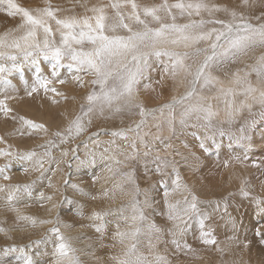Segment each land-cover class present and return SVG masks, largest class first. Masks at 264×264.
Wrapping results in <instances>:
<instances>
[{
  "label": "rangeland",
  "instance_id": "374dc122",
  "mask_svg": "<svg viewBox=\"0 0 264 264\" xmlns=\"http://www.w3.org/2000/svg\"><path fill=\"white\" fill-rule=\"evenodd\" d=\"M14 2L23 8L26 6L25 9L33 12L50 5L52 9L56 10V14L60 19L66 17L80 19L93 16L90 11L91 8L109 4L115 2V0H14ZM136 2L142 6H153L162 3L163 0H136ZM167 2L172 4L178 2V0H167ZM184 2L187 3L189 0H184ZM206 2L235 10L238 13V20L239 15L242 14L247 22L254 26L264 24V0H248L247 5L243 3V0H206ZM122 11L127 10L122 9ZM172 11L177 13V20L175 21L177 24L188 22L189 18L186 16L180 17L178 10L173 9ZM106 13L109 17L114 16L111 8H107ZM202 17L206 20L231 21V17L224 12L213 13L211 17L208 13H203ZM258 17L259 19H257ZM200 18L192 17L196 20ZM22 22L19 15L8 16L6 6L0 9V36L5 37L6 41L11 43L12 38L15 39L23 35V29L19 27ZM165 22L171 23L172 21L166 19ZM108 23H112V20L109 19ZM150 26L158 27L156 24H150ZM52 27L55 32L54 22ZM133 27L136 28L137 26L133 25ZM208 27H219V25H208ZM106 34L126 36L128 33L123 29H118L116 32H107ZM54 38L58 43L60 40L58 32L55 33ZM206 46L205 43L199 45V47ZM89 47L91 46L86 45L85 50H88ZM5 48L7 49V47ZM5 48H2L3 51ZM3 53L5 57L9 54L17 57L21 55L20 52L6 51ZM262 55H264V47L257 46L246 55L238 57L234 62L230 61L219 67H214L212 75L220 83L211 89L201 90L199 87L197 88L198 94L204 97L202 103L204 105L210 103L211 106H214L211 95L219 92L218 89L221 86L226 89L229 87L239 89V85L232 83L235 74H238L241 78L247 74V80L254 87L258 90H264V82H261L256 72L253 71V68L257 67L258 58ZM11 62L13 61L6 58L0 59V63L5 67H9ZM189 63L192 62L189 61ZM151 66L155 68L154 75L148 78L147 81L140 80L137 85L139 101L143 103L146 112L152 113V115L145 118V123L139 130L129 131V129H136L137 123L141 120L138 111L136 109H125L120 113L106 112L104 116L94 114L92 123L87 125V130L74 139H70L67 143H60V139L52 134L60 130L58 128L52 129L54 131L50 132L49 139L34 144H31V141L40 139L42 135L36 131H31L29 134V130L17 133L16 141L26 146L24 149L16 145V142L1 143L5 144L4 149L14 153V156L20 155L21 151L35 152L43 159L44 163L43 169H40L38 165L34 168L17 163L16 167L18 168L15 169V173L7 174L9 179L5 180L3 176H0V188L4 189V191H0V228L5 230L0 232V264H22L21 259H19L21 256L19 252H10L5 255V249L12 247L25 248V252L32 256L36 264H55L54 245L56 240L49 232L54 226L60 229V233L75 249V255L79 258L81 264H116V260L113 258H124V252L127 250L129 242L119 243L118 239L115 238V233L118 230H128L125 218L131 217L133 214L132 205L135 201H139V206L147 217L142 225L145 231L139 237L140 242L138 244V254L146 259L147 264H155L157 255L166 257L168 264H264V242H262L264 241V213L259 212V208L264 204L258 206L253 199L264 201V144L262 146L253 144L255 139L254 130H257L261 125L264 126V107L259 103L248 101L250 107L241 108L239 115L232 116L231 123H229L227 115L224 116L225 118L222 117L223 119L214 117L211 121L212 127L206 129L204 127H182L179 124V114L183 111V106H177L174 113L176 117L173 125L174 131H169L167 124L168 110L165 109L162 115L159 109L165 104L171 103L173 97L183 96L189 85L187 81L180 84L179 80L173 81L167 76H164V79L161 80L163 63L152 59L149 67ZM50 67V65L45 67L49 77L51 76ZM194 68L195 65H193V70ZM67 70L69 72L68 68L63 71L65 81L69 80ZM32 73H36V71H32ZM79 74L84 77L82 82L85 80L83 86H80L79 83L76 85L77 89H80H78L80 93L85 91L89 94L92 91H99V86L91 83L94 79L93 76L91 77L85 72ZM34 79L35 77H32L29 84L25 82L22 76L19 88L17 87L16 90L23 92L24 98L28 99L30 105L36 102L35 106L38 105V108L47 113L52 121L62 118L59 108L61 101L67 97L70 100L73 98L69 94L63 93L64 96L53 103V93H45L42 89L33 93L31 95L33 97H31L23 89L27 87L30 90ZM85 83L88 85L86 90L84 89ZM157 89L159 92H156ZM229 99L230 97L227 98V100ZM236 99L240 106V102L245 97L236 95ZM42 101L45 102L42 103ZM225 101H219V105ZM190 102L195 103L196 98L194 97ZM81 105H86V102L79 103L77 115L80 114ZM3 117L1 116L0 119ZM6 121L11 123L9 117H5ZM85 121L87 124V120ZM188 123L191 125L203 124L204 122L196 121L195 116H193ZM242 127L245 130L244 134L249 139L239 145L230 144L229 135L239 136V130ZM220 129L225 132L223 137L219 135ZM112 132H124L127 139L119 136L113 137ZM100 133H105L103 134L105 137L101 138ZM90 135L98 137L87 142ZM206 135L213 136L220 147L217 149L213 146L212 140H206L205 143L209 147V151L207 153L202 151L199 148L200 140L197 137L203 139ZM140 139L143 140V144L140 143ZM133 140L136 142L137 149L135 158L127 159L126 157L132 153L131 143ZM48 141H52L53 144L49 145ZM244 144H251L252 149L248 152V159L243 160L241 163L235 157L243 158L245 153ZM28 145L30 147H27ZM73 148L76 149L75 153L71 151ZM46 151L50 152V156L43 155ZM62 152H68V155L63 156ZM145 152H147V155H145ZM14 156L1 159L2 164L12 163ZM157 157H159V160H157ZM160 160L169 162V167L163 169L162 174L156 172ZM81 161H84V163H81ZM254 162L261 166L253 167ZM225 163H227V167H225ZM207 164L209 165L207 166ZM172 165H175L176 172L180 176V183L187 188V192L183 190L172 191V181L175 179ZM188 168L192 169V172ZM24 169L28 170L24 171ZM129 173L132 174L134 183L126 179L125 174ZM191 180L196 181L195 186L192 185ZM161 182L166 185L167 190L171 193L168 197L169 203L174 204L177 201L182 203L184 197L188 196L190 192L196 195L200 201L198 207L201 214L206 213L207 219L211 218L213 221L217 219L215 215L219 212L216 210L220 209L221 204L228 206L239 203L242 211L238 213L236 223L229 225L226 222L227 220L222 222L226 228L229 226L227 232L229 229L234 232L230 233L231 236H229V232L224 231L225 233H222L225 239L223 244L220 241L221 236L217 233L219 225L216 226V222L212 224L210 221L205 220V230L210 229L212 231L217 244L204 245L198 238L199 227L193 219L190 229L182 237H177L181 244L190 245L193 251H187L183 248L177 250L175 245L171 243L173 237L169 235V230L175 231V228L167 218L168 209L164 203L165 188L161 186ZM239 183L246 190L248 185L249 187L253 186L251 191H248V197L241 195L240 189L242 187L239 188ZM25 185L31 186V196L21 193V199L14 202V207L19 209V212L12 211L6 200L7 193L15 186H20L23 189ZM72 185H76L85 195L74 189ZM137 188L139 189L138 196L135 194ZM41 193H43V197H41ZM104 193H107V195L105 196ZM238 194H240V198ZM48 197H51V199L49 200ZM93 197H96V199H93ZM146 199L150 202L151 207L145 206L144 201ZM217 205L219 206L217 207ZM78 209L80 214L77 212ZM249 209L255 211L250 213ZM94 213L107 214L105 215L106 227L102 233L95 231V225L100 222L92 219ZM253 214L256 215V218ZM19 215L32 217L37 221L36 226L33 227L27 221L19 219ZM57 218L58 223H40L41 221L55 222ZM148 223H155L158 228L162 229V242H157L155 234H153L151 243L155 247L149 245V234L146 231ZM117 225H119V229H117ZM258 229L261 232L260 237L257 235ZM42 239H46L47 242L40 243L37 246L35 242ZM245 244L248 246L245 247ZM28 245H31L30 252L26 247ZM234 245L238 250H233ZM217 247L221 251H217ZM225 247L229 251L224 249ZM204 253L206 254L204 255ZM230 254L235 257L232 261H228L226 258Z\"/></svg>",
  "mask_w": 264,
  "mask_h": 264
},
{
  "label": "snow or ice",
  "instance_id": "6c2138e0",
  "mask_svg": "<svg viewBox=\"0 0 264 264\" xmlns=\"http://www.w3.org/2000/svg\"><path fill=\"white\" fill-rule=\"evenodd\" d=\"M245 5L248 0H243ZM6 6V14L8 16L19 15L22 18V24L19 26L23 29V35L15 38L11 43L6 42L5 37H0V48H11L20 52L21 55H7L0 52V59H7L13 61L10 67H5L0 64V85L10 87V82L7 80V75L13 71H20L24 62L37 64V58L42 57L44 60H50L51 76L44 77L41 75L39 66L36 67L35 79L30 90L26 87L27 95L31 96L33 93L42 89L45 93L52 92L57 96H62L55 87H50L54 83L64 84L66 81L60 79V69L67 67L70 71L75 73L85 72L94 77L91 81L93 85L99 86V91H92L86 96V105H81L80 114L73 119H69L66 127L63 130H58L52 134L60 139V143H67L70 139L81 135L87 130V125L92 123V116L98 114L104 116L106 112L120 113L125 109H136L141 120L136 125V129H129V131L139 130L145 123V118L152 115L151 112H146L143 103L139 101L137 85L141 78L145 76L149 66L150 60L155 59L163 63V75L171 78L173 81L179 80L180 84L187 81L189 85L186 93L179 97H173L171 103L165 104L159 109L163 115L164 110H168L167 124L169 131H174V123L176 117L174 115L177 106H183V111L179 114V124L182 127H204L210 129L212 127L211 121L217 115L213 111L211 104L206 106L202 103L204 97L199 95L197 88L211 89L215 88L220 82L212 75V69L219 67L230 61H235L238 57L246 55L255 47H264V24L254 26L248 23L245 17L240 14L238 20V13L235 10L227 7H221L216 4H209L206 0H178L176 3L169 4L167 0L153 6H142L136 0H115L102 6H96L90 9L93 13L91 17H83L77 19L76 17H66L60 19L57 17L56 10L52 9L50 5L37 9L35 12L25 9L14 2V0H0V9ZM111 8L114 16L109 17L106 9ZM125 9L127 11H122ZM178 10L180 17H188V22L177 24V13L172 10ZM224 12L231 17V21H224L220 19H204L203 13H208L209 17L213 13ZM193 16L201 17L199 20L192 19ZM109 19L112 23H108ZM170 19L171 23H166L165 20ZM259 19V17L257 18ZM94 21V23H93ZM55 23V32L52 23ZM150 24H156L158 27H151ZM133 25L137 27L134 28ZM208 25H219V27H211ZM118 29H123L128 34L121 35H107V32H116ZM58 32L60 40L57 43L54 36ZM202 43L207 44L206 47H199ZM90 45L88 50L85 46ZM182 49V50H181ZM202 57V59H200ZM19 63H16L17 61ZM191 61L192 63H189ZM193 65L195 68L193 70ZM258 79L264 82V55L257 60V67L253 68ZM190 78V79H189ZM72 79L83 86V82L79 75H73ZM232 83L239 85V89L224 88L221 86L218 91L225 98L234 97L236 95H243L245 99L240 102L239 108L234 107L232 100L226 99L227 116L229 123L234 113L239 112L240 108L250 107L248 101L259 103L264 107V91H258L248 80L247 74L241 78L235 74V79ZM147 87V86H146ZM258 92V94H257ZM196 98L195 103L190 101ZM5 95L3 100H0V113L8 117L13 109L7 104L8 99H14ZM56 101H53L55 103ZM195 116L196 121H203V124H189L188 121ZM18 119L21 123V128L17 131L23 133L24 130L43 131L47 134L48 129L43 124L34 123L30 119L23 116L12 117ZM154 118V117H153ZM87 120V124L85 123ZM159 127V125H157ZM240 135L233 137L229 135V141L235 144H242L243 141L249 139L244 133V128H240ZM98 135V134H97ZM113 137H122L127 139L124 132H112ZM219 135L224 136L223 129L219 130ZM139 138V137H138ZM200 140L199 148L207 153L209 147L206 145V140H212L213 146L217 149L220 147L216 143L213 136H205ZM0 138V143H3ZM143 144V140L140 139ZM52 145V141H48ZM187 147V145H186ZM245 153L243 158L235 157L241 163L248 159V152L251 151V144H244ZM132 153L126 158H135L136 142L131 143ZM73 153L76 149H71ZM107 151V149H105ZM63 156H67L68 152H62ZM12 152L0 151V156H14ZM44 156H50V152L46 151ZM147 155V152H145ZM36 157L35 152H28L22 154L19 159L31 161ZM159 160V157H157ZM36 165L43 169V159L35 160ZM84 163V161H81ZM119 163V162H118ZM225 163V167H227ZM253 167H260V164L253 163ZM169 167V162L160 160L156 168L158 174H162V170ZM8 165L0 167V176L5 180L9 179L6 174ZM175 179L172 181V191L183 190L187 192V188L180 183V176L176 172L175 165H172ZM28 169H24L27 171ZM111 170V169H109ZM129 182H133L132 174H125ZM67 183V181H65ZM161 186L165 188L164 203L168 209L167 218L174 225L175 231L169 230V235L173 238L171 243L175 245L177 250L181 248L187 251H193L190 245L181 244L177 237H182L191 227V221L195 219L199 227V240L204 245H216L217 241L213 236L212 231L205 230V220L208 218L207 214H201L198 207L200 201L197 196L189 192L188 196L184 197L183 202L169 203L168 197L171 193L167 190L166 185L161 182ZM74 189L80 191L85 195L81 189L76 185H72ZM0 191H4L0 188ZM241 195L249 196V192L242 187L240 189ZM21 193L31 196V186L25 185L23 189L20 186H15L7 193L6 200L9 208L12 211L19 212V209L14 207V202L21 199ZM137 196L139 189H136ZM106 196L107 193H104ZM190 196V199H189ZM43 197V193H41ZM50 200L51 197H48ZM96 199V197H93ZM255 203L259 206L264 204V201L253 198ZM145 206L151 207L150 202L146 199ZM219 205H217L218 207ZM227 205L225 204V210ZM78 214L79 209L77 210ZM260 213H264V206L259 208ZM131 217L125 218L127 221V231H117L115 238L118 242L124 244L126 241L127 250L124 252V258H113L116 264H147L146 259L138 254L139 237L144 233L145 228L142 227L147 217L139 206V201H135L132 205ZM105 214L94 213L92 219L100 223L95 225V231L102 233L105 230ZM21 220L27 221L31 226L35 227L37 221L29 216L19 215ZM57 221H41L40 223H58ZM119 229V225H117ZM5 231L0 228V232ZM149 234V245L155 247L151 243L153 234L157 242L161 241L162 229L158 228L155 223H148L146 228ZM50 234L55 237L56 243L54 245L55 264H81L79 258L75 255V249L72 248L70 242L60 233V229L52 227L49 230ZM257 235H261L260 230H257ZM46 239L35 242L37 246L40 243H46ZM264 242V241H262ZM245 247L248 245L245 244ZM28 251H31V245L26 246ZM217 251H221L217 247ZM10 252H19L22 264H36L31 255L25 252V248H7L5 255ZM155 264H168L166 257L157 255L155 257Z\"/></svg>",
  "mask_w": 264,
  "mask_h": 264
},
{
  "label": "bare ground",
  "instance_id": "6f19581e",
  "mask_svg": "<svg viewBox=\"0 0 264 264\" xmlns=\"http://www.w3.org/2000/svg\"><path fill=\"white\" fill-rule=\"evenodd\" d=\"M36 1V0H35ZM65 3V2H64ZM94 4V3H93ZM21 5V4H20ZM25 6V5H24ZM64 6V5H63ZM69 6V5H68ZM83 7V6H82ZM25 8H26V6H25ZM68 8V7H67ZM64 11V10H63ZM89 12V11H88ZM58 17V16H57ZM93 23H94V21H93ZM0 37H3V36H0ZM18 38V37H17ZM12 40H13V38H12ZM11 40V41H12ZM7 42V41H6ZM8 43V42H7ZM90 48V47H89ZM88 48V49H89ZM6 51H9V52H18V51H16L15 49H11V48H5V50L3 51V49L2 48H0V52H6ZM20 61L18 60L16 63H19ZM12 63L13 62H11L10 64H9V67L12 65ZM65 63V67H62L61 69H60V79H63L64 80V76H63V71H64V69L65 68H68L66 65H67V62H64ZM1 64V63H0ZM157 64V63H156ZM46 65H50V66H52V63H51V61L50 60H44L42 57H39V58H37V64H32V63H30V62H24L23 63V66H22V68H21V70L20 71H13V72H11V74H8L7 75V80L10 82V87H5V86H3V85H0V100H3L4 98H5V95H8V96H10V97H15L14 99H8L7 100V104H8V106L10 107V108H12L13 109V112L12 113H10L9 114V119L11 120V123H8L7 121L5 122V116L2 114V113H0V117L2 116H4L3 118H1L0 119V138H2V139H5L4 140V142L3 143H6V142H16L17 144L16 145H19V146H21L23 149L24 148H26V146H24V145H21V143L20 142H18V141H16V135H17V133H19V132H21V131H17V129H20L21 128V123L19 122V120L18 119H13L12 117H19V116H23V117H25L26 119H30V120H32L34 123H37V124H43L44 126H45V128H47L48 129V132H47V134H45L43 131H36L38 134H40V135H42V137L40 138V139H36L35 141H31V144H34V143H42L43 141H45V140H47V139H49L50 138V132L51 131H54V130H52L53 128H58V129H60V130H63V128L64 127H66V125H67V123H68V120L69 119H73L76 115H77V113H78V107H79V103L80 102H86V96H87V93L85 92V91H83V92H79L78 91V89H77V87H76V85H77V82H75L73 79H72V76L73 75H79L80 77H81V75L79 74V73H75L74 71H70L69 70V72H68V70L66 71L68 74H69V77H68V81H66L64 84H60V83H54V84H52V85H50V87H55L59 92H61V93H67V94H69V96H71V98H73L72 100H70V99H68V97L67 98H65L64 100H62L61 102V106L59 107L60 108V111H61V114H62V118H58V119H56L55 121H52L51 120V118H50V116L47 114V113H45L44 111H41L39 108H38V105H36L35 106V103L36 102H34V104H29V102L24 98L25 96L23 95V92L21 93V92H19L20 90H16V88L19 86V84H20V78L23 76L24 77V79H25V82L26 83H29V81H30V79L32 78V77H35L34 75L36 74V73H32V71H36V67L37 66H39V68H40V70H41V75L42 76H44V77H49V75H48V72L46 71V69H45V67H46ZM154 66V65H153ZM47 68H48V66H47ZM51 68V67H50ZM152 68V69H151ZM245 70V69H244ZM154 73H155V68H153L152 66L151 67H149L148 68V70H147V72L145 73V76L143 77V78H141V80L143 79V81L144 80H146L147 81V79L148 78H150V77H152L153 75H154ZM82 74V73H81ZM84 74V73H83ZM87 74V73H86ZM65 75V74H64ZM84 76V75H83ZM91 76V75H90ZM92 77V76H91ZM84 79V77H81V80H83ZM162 80V79H161ZM167 80H169V79H167ZM85 81V80H84ZM84 81H83V83H84ZM87 82V81H86ZM76 83V84H75ZM30 84V83H29ZM28 84V85H29ZM163 84H164V82H163ZM85 90L88 88V85L85 83ZM78 87H79V85H78ZM224 87V86H223ZM19 88V87H18ZM158 88V87H157ZM229 88H231V87H229ZM21 89H22V87H21ZM28 89V88H27ZM218 89V88H217ZM236 89V88H235ZM23 90H26V89H23ZM29 90V89H28ZM80 90V89H79ZM158 91V89L156 90V92ZM258 91H264V90H258ZM87 92H89V91H87ZM155 92V93H156ZM159 92V91H158ZM146 94V93H145ZM217 94V96H215ZM257 94H258V92H257ZM158 95V94H157ZM64 95H62V96H57V95H55L54 93H53V96H52V99H53V101H55V100H57L58 98H60V97H63ZM146 96V95H145ZM166 96V95H165ZM215 96V97H214ZM31 97H33V96H31ZM140 97H142V96H140ZM144 97V96H143ZM147 97V96H146ZM207 97V96H206ZM27 98H28V96H27ZM210 98V97H209ZM227 98H229V97H227ZM227 98H225L224 96H222L221 95V93L220 92H216L214 95H211V99H212V103L214 104V106H212V109H213V111H215L216 113H217V115L215 116V118H217V117H224V116H226L227 115V111H228V108H227V104H226V102H224L223 104H221L222 102H223V100L225 101ZM40 99V98H39ZM38 99V100H39ZM146 99V98H145ZM238 99V98H237ZM237 99H236V96H234V97H231L230 96V99L229 100H232L233 102H234V107H237V108H239V105H238V103L236 102L237 101ZM30 100V99H29ZM40 101H41V99H40ZM219 101H222L220 104L221 105H219ZM45 102V101H44ZM43 101H42V103H44ZM39 103V102H38ZM41 103V102H40ZM57 105V104H56ZM206 105V104H205ZM42 107V106H41ZM43 109V108H42ZM48 110V109H47ZM46 110V111H47ZM239 111H241V108H240V110ZM240 114V112H236V113H234V115L235 116H237V115H239ZM225 118V117H224ZM223 119V118H222ZM86 122V121H85ZM255 131V133H254V136H255V139H254V141H253V144H256L257 146H262L263 144H264V126L263 125H261V126H259L258 127V129L257 130H254ZM22 133V132H21ZM102 136H101V138L102 137H105L103 134H105V133H100ZM108 134V133H107ZM28 137H30V136H28ZM98 136H96V135H90L89 137H88V141L87 142H89V141H92L94 138H97ZM141 138V137H140ZM84 142V141H83ZM85 143V142H84ZM4 145L5 144H1L0 143V151H6V152H10L9 150H6V149H4ZM27 147H30V145H28ZM229 150V149H228ZM24 153H28L27 151H21V154L19 155H17V156H14V158L12 159L13 160V162L12 163H9V164H7L8 165V168L6 169V174H14L15 173V169H17L18 167H16V165H17V163L19 164V163H21V164H24L25 166L27 165V166H31V167H34V166H36V163H35V160L36 159H38V158H40L39 157V155L38 154H36V157H34V159L33 160H31V161H27V160H22V159H19V157L22 155V154H24ZM216 153V152H215ZM212 157V156H211ZM5 158V156H0V167H3L4 165H6V164H2V160ZM2 159V160H1ZM27 163H29V164H27ZM180 164V163H179ZM209 164H207V166H208ZM20 166V165H19ZM21 167V166H20ZM19 167V168H20ZM38 167V166H37ZM237 167H238V165H237ZM35 168V167H34ZM189 169V171L190 172H192V169H190V168H188ZM205 169V168H204ZM244 169V168H243ZM203 171H205V170H203ZM31 173V172H30ZM205 173H207V172H205ZM193 174V173H192ZM15 176V175H14ZM204 176V175H203ZM206 176V175H205ZM222 176V175H221ZM11 177V176H10ZM15 177H17V176H15ZM12 178H14V177H12ZM193 178V177H192ZM196 178V177H195ZM1 179H2V177H1ZM13 180V179H12ZM239 181V180H238ZM195 182L196 181H194V180H191V183H192V185L193 186H195L194 184H195ZM241 182V181H240ZM225 183V182H224ZM196 185H197V183H196ZM242 185V184H241ZM240 185V183H239V188H241L242 186ZM238 187V186H237ZM252 187L253 186H251V187H249V185H248V189H247V191H251V189H252ZM254 189V188H253ZM195 190H196V188H195ZM200 190H202V189H200ZM238 191V190H237ZM219 193V192H218ZM208 194H210V193H208ZM215 194V193H214ZM239 195V198H240V194H238ZM187 196V195H186ZM209 196H211V195H209ZM226 197V196H225ZM235 198V197H234ZM232 200V199H231ZM235 201H236V199H234ZM220 201V200H219ZM234 201V202H235ZM239 201V200H238ZM221 202H222V200H221ZM238 203V202H237ZM244 204V203H243ZM223 205V204H222ZM238 205H239V203H238ZM237 206V204L236 203H234V205H233V210L234 211H238L239 209L236 207ZM223 207V206H222ZM223 209V208H222ZM249 211H250V213H252V212H254L255 210H253V209H249ZM229 212V211H228ZM235 213V212H234ZM238 214V213H237ZM225 215H228V214H225ZM232 215V214H231ZM254 215V217L256 218V215L255 214H253ZM229 216V215H228ZM234 216H235V214H234ZM251 216V215H250ZM218 217V216H217ZM221 217V216H220ZM244 217V216H243ZM229 218V217H228ZM234 218V217H233ZM237 218V217H236ZM252 218V217H251ZM230 219V218H229ZM224 220V219H223ZM226 220V219H225ZM225 220L224 221H218L217 220V222L215 223L216 224V226H218L219 225V230L217 229V233H218V235L219 236H221V240L220 241H222L221 243H223L224 244V242H225V239H224V237L222 236V233H225V232H227V228L229 227H225L223 224H222V222H225ZM240 220V219H239ZM263 221V220H262ZM227 222V221H226ZM245 222V221H244ZM230 223H231V221H230ZM226 224V223H225ZM239 224V223H238ZM215 227V226H214ZM243 228V227H242ZM238 229V228H237ZM216 230V229H215ZM225 231V232H224ZM229 234L230 233H233L234 231L233 230H231V229H229ZM227 232V233H228ZM242 232V231H241ZM229 236H231V234L229 235ZM259 236V235H258ZM254 237V236H253ZM260 237V236H259ZM239 238V237H238ZM220 239V238H219ZM240 239V238H239ZM230 240V239H229ZM235 241V240H234ZM230 242V241H229ZM229 244V243H228ZM230 244H231V242H230ZM235 244V243H234ZM233 245V244H232ZM239 245V244H238ZM226 246V245H225ZM235 246L236 245H234V247H232L233 248V250L235 249V250H238V248L236 247L235 248ZM226 247H228V246H226ZM224 248V249H226V250H228L227 248ZM215 249V248H214ZM244 249V248H243ZM223 250V249H222ZM226 250L224 251V252H226ZM232 250V249H231ZM231 250H230V252H231ZM215 251V250H214ZM229 251V250H228ZM227 251V252H228ZM217 252V251H216ZM241 252H243V251H241ZM206 253H204V255H205ZM226 254H228V253H226ZM229 255V254H228ZM240 256V255H239ZM204 257H206V256H204ZM241 257V256H240ZM222 258V257H221ZM227 258V260L229 261V260H233L235 257L233 256V254H230V256H227L226 257ZM237 259V258H236ZM231 264V263H230Z\"/></svg>",
  "mask_w": 264,
  "mask_h": 264
},
{
  "label": "crops",
  "instance_id": "0c3cea01",
  "mask_svg": "<svg viewBox=\"0 0 264 264\" xmlns=\"http://www.w3.org/2000/svg\"><path fill=\"white\" fill-rule=\"evenodd\" d=\"M233 205L234 204H230V205H228L227 206V208H226V210H225V204H221L220 205V209H217L216 211H218L219 213L218 214H216L215 216H218L217 217V219L215 220V221H213V219H206L207 221H210L212 224L213 223H215V222H217V220L218 221H224L225 219L227 220V222H228V224L229 225H231V224H234V223H236V221H237V219H236V217H238V214L237 213H239V212H241L242 211V209H240V205H238L237 204V208L239 209L237 212L236 211H234L233 210ZM223 206V207H222ZM223 208V209H222ZM229 211V212H228ZM235 212V213H234ZM225 214H228V215H225ZM232 214V215H231ZM234 214H235V216H234ZM212 216V215H211ZM221 216V217H220ZM230 219H229V218ZM234 217V218H233ZM224 219V220H223ZM230 221H231V223H230Z\"/></svg>",
  "mask_w": 264,
  "mask_h": 264
}]
</instances>
